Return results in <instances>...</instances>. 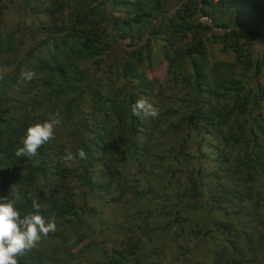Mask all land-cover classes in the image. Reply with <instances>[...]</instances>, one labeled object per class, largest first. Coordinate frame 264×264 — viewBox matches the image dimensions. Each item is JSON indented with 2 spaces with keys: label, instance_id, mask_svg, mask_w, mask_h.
Returning a JSON list of instances; mask_svg holds the SVG:
<instances>
[{
  "label": "trees",
  "instance_id": "16d2710c",
  "mask_svg": "<svg viewBox=\"0 0 264 264\" xmlns=\"http://www.w3.org/2000/svg\"><path fill=\"white\" fill-rule=\"evenodd\" d=\"M260 32V0H175L172 10L164 0H0V197L11 200L18 183L21 216L36 199L46 221L94 219L86 197H105V210L122 204L126 222L108 225L114 246L101 264H164L162 239L187 264H264ZM140 99L157 118L132 114ZM57 112L35 162L16 157L27 128ZM81 148L86 160H61ZM38 177L56 194L45 196ZM17 259L51 261L33 251Z\"/></svg>",
  "mask_w": 264,
  "mask_h": 264
},
{
  "label": "rangeland",
  "instance_id": "374dc122",
  "mask_svg": "<svg viewBox=\"0 0 264 264\" xmlns=\"http://www.w3.org/2000/svg\"><path fill=\"white\" fill-rule=\"evenodd\" d=\"M174 1L175 0H164L168 8L171 10L174 6ZM260 2L262 3L264 2V0H260ZM125 11V9L120 8L117 13L124 14ZM6 15L7 19L11 18V16L13 15L12 10L9 9ZM10 20L11 19H9V21ZM201 20L205 21V19L202 18ZM121 42L122 45L130 44L128 40H123ZM262 46H264V34L263 32H260L256 40L254 52L260 51ZM216 54L217 55H215V57L226 59L232 58L231 54H225L221 51L219 52V50H216ZM164 71L165 68L160 67L154 72V76L162 77ZM167 92L175 93V90L169 89L167 90ZM63 141V138H57L55 143L60 144L63 143ZM188 141L192 142V139H188ZM191 148L193 147L191 146ZM51 150L56 159L54 163H56L60 159L57 158L59 152L58 146H53ZM51 150H48L47 153L50 154ZM203 151L209 152L210 148L207 146L203 149ZM213 155L216 156L215 154ZM203 166L205 165L203 164ZM53 179L54 177L50 178L49 180ZM66 182H68L71 188L77 193L83 192L82 188L78 190L79 187L74 180L69 181L67 179ZM35 185H38L39 189L44 190L45 196L56 194V190L52 186L45 187L44 181L41 177L35 179ZM4 187L5 184H3L2 173H0V193L2 192ZM19 187L20 185L18 183L13 186V190L10 191V193L13 195L11 197V200L14 199L15 194H18ZM41 203L45 204V201L42 200ZM86 204L88 207H92L94 209V219H88L87 213L84 212L78 219H76L75 217H70L69 219H66L64 221L54 220L56 223V231L54 233H49L47 237L42 238L37 246L30 251L41 254L44 256V258H50L51 261L49 260L48 264H101L100 262L102 258L105 257V252L110 254V248L114 246L113 239L116 233V228L109 227L108 225H112L114 223V225L125 224L126 220L124 218V210L122 208V204L117 208L112 209V211L109 209L105 210V197L100 198L97 201L91 200L86 197ZM46 206L47 205H45L44 207ZM80 218L88 222V226L83 225ZM72 225H77V230L75 226ZM74 230L79 233L78 237L81 239L80 241L77 240L78 237L75 235ZM161 242L162 247L166 253V255L164 256L162 254L160 255V257L163 258L164 264H187L188 256L181 254L178 255L177 258L173 259L175 246L165 239H162Z\"/></svg>",
  "mask_w": 264,
  "mask_h": 264
},
{
  "label": "clouds",
  "instance_id": "9594fccd",
  "mask_svg": "<svg viewBox=\"0 0 264 264\" xmlns=\"http://www.w3.org/2000/svg\"><path fill=\"white\" fill-rule=\"evenodd\" d=\"M35 76L34 71L21 70L23 79L31 81ZM131 111L133 115H142L145 118L155 119L159 115V109L147 99L136 101L132 105ZM60 124L61 118L57 112L51 115L48 120L29 126L22 139V146L15 150V156L34 161L39 149L54 138V132ZM77 159H87V153L82 148L76 153L67 152L61 157L66 165ZM20 201L19 194H15L12 200L0 197V264H19L17 257L23 256L35 248L42 238L56 231L54 219L46 221L39 213L41 205L36 199L32 201V207L36 211L23 216L16 207Z\"/></svg>",
  "mask_w": 264,
  "mask_h": 264
},
{
  "label": "water",
  "instance_id": "95a60500",
  "mask_svg": "<svg viewBox=\"0 0 264 264\" xmlns=\"http://www.w3.org/2000/svg\"><path fill=\"white\" fill-rule=\"evenodd\" d=\"M160 17H163V15H161ZM201 18H203V17L201 16Z\"/></svg>",
  "mask_w": 264,
  "mask_h": 264
}]
</instances>
